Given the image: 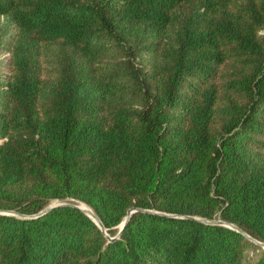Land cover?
Wrapping results in <instances>:
<instances>
[{"label":"trees","instance_id":"obj_1","mask_svg":"<svg viewBox=\"0 0 264 264\" xmlns=\"http://www.w3.org/2000/svg\"><path fill=\"white\" fill-rule=\"evenodd\" d=\"M5 53L0 264H264L185 217L264 242V0H0ZM56 200L110 236L136 209L108 241L26 217Z\"/></svg>","mask_w":264,"mask_h":264},{"label":"water","instance_id":"obj_2","mask_svg":"<svg viewBox=\"0 0 264 264\" xmlns=\"http://www.w3.org/2000/svg\"><path fill=\"white\" fill-rule=\"evenodd\" d=\"M67 204L75 205L76 207H78L79 209H81L85 214H87L95 222V224L100 228V230L104 233V235H105V237H106V239L108 241H113L114 239H116L120 235V233H121V231H122V229H123L126 221L128 220L130 214L134 211V209H136V208H132V209L128 210L126 216L123 218V220L121 221V223L118 225V232L114 236H110L107 233L105 227L103 226V224L101 223V221L99 220V218L94 214V212L92 211L91 208H89V207L88 208H83V207L80 206L79 203L78 204H72V203H68V202H65V201L56 200V201H53L50 204H48L43 209H41L38 213L33 214V215H29V216H26V217H36V216H40V215L46 213L47 211H49L50 209H53L56 206H59V205H67ZM0 214L20 215V214H18L15 211L3 210V209H0ZM20 216H25V215H20ZM185 217L191 218V219H198V220H200V221H202L204 223H208V224L225 225V226H227L229 228H232V229L240 232L243 236H245L251 242H253L255 244H259V245H261L264 248V242L259 241V240L255 239V238L251 237L245 231H243L241 228L237 227L234 224L224 222V221H222L220 219H205V218H198V217L189 216V215L188 216H185Z\"/></svg>","mask_w":264,"mask_h":264},{"label":"rangeland","instance_id":"obj_3","mask_svg":"<svg viewBox=\"0 0 264 264\" xmlns=\"http://www.w3.org/2000/svg\"><path fill=\"white\" fill-rule=\"evenodd\" d=\"M5 55H7V53H5V54H3L0 58H4L5 57ZM70 200H65V202H69ZM71 201H73V200H71ZM80 204V203H79ZM80 206H81V204H80ZM258 247H259V249L258 250H264V248L261 246V245H259V244H256ZM249 251H251V256H252V258H254L255 257V254H256V252L255 251H253V250H250L249 249Z\"/></svg>","mask_w":264,"mask_h":264}]
</instances>
